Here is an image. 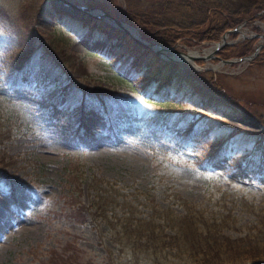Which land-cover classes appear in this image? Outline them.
<instances>
[{
  "label": "rangeland",
  "instance_id": "obj_1",
  "mask_svg": "<svg viewBox=\"0 0 264 264\" xmlns=\"http://www.w3.org/2000/svg\"><path fill=\"white\" fill-rule=\"evenodd\" d=\"M41 1L0 0V168L13 181L0 171V264H154L132 259L121 249L111 238L107 218L128 215L130 206L135 214L147 216L151 210L145 203L153 199L169 206L176 196L215 216L232 206L231 195L264 205V63H255V57L250 62L232 57L229 60L234 62L224 64L229 60L211 52L215 43L191 47L179 40L172 48L183 54L189 51L196 58L170 51L165 54L177 58L174 62L182 72L200 73L196 80L212 97H199L195 107L187 99L157 97L152 101L137 80L121 82L122 74L113 64L94 54L103 43L90 46L84 37H75L61 25L60 18L27 16L30 28L44 44L60 34L68 41V54L86 64L88 75L78 78L79 86L119 91L115 97H104V103L89 96L94 102L85 109L84 119L92 134L84 135L76 131L75 117L62 107L68 95L63 92L57 103L50 101L55 96L52 90L59 85L58 73L49 78L41 69L29 68L19 86H13L7 75L18 55L15 43L11 44V27L28 12L21 11L25 4L34 9ZM47 1L54 4V0ZM70 1L87 7L89 2ZM103 2L113 7L114 17L125 19V0ZM57 6L67 10L62 4ZM145 6L142 0L134 8L139 11ZM260 34H264V21L257 19L228 32L225 42L235 45ZM220 90L232 99L231 106L215 102L224 99ZM77 94L70 103L71 112L85 96ZM180 94L191 92L184 89ZM168 115L173 120L188 116L189 122L212 119L208 141L197 135L186 139L181 126L173 127L163 119ZM157 118L160 123L153 120ZM222 138L227 141L223 154L209 158L215 152L208 144ZM69 192L72 197L66 201ZM99 201L104 207H95ZM79 205L92 211L91 223L75 220L73 207ZM174 205L175 213L183 212ZM236 212L242 227L254 219L248 207L238 206ZM233 229H227L228 233L237 236L241 227ZM184 263L176 259L173 264Z\"/></svg>",
  "mask_w": 264,
  "mask_h": 264
},
{
  "label": "trees",
  "instance_id": "obj_2",
  "mask_svg": "<svg viewBox=\"0 0 264 264\" xmlns=\"http://www.w3.org/2000/svg\"><path fill=\"white\" fill-rule=\"evenodd\" d=\"M125 1L128 6L124 14L126 23L136 26L141 37H144L148 43H158L170 48L175 47L179 40L191 47L207 42L218 43L228 30H234L241 24H248L257 19L264 21V0H145L147 6L139 11L134 7L142 0ZM41 2L34 9L25 4L21 11L28 12L21 19L15 20L14 27H11L10 31L14 35L11 44L15 43L14 50H18V55L13 60L7 75L13 79V86H19L20 77L29 74L30 72H25L32 67L35 71L41 69L49 78L58 73L59 85L52 90L55 96L50 95V101L57 103L63 92L68 95L62 107L67 108L75 117L76 131L84 135L92 134L84 119L85 109L90 102H94L89 96L104 103V97L108 95L115 97L119 91L98 87V85L79 86L78 78L84 73L88 75L85 71L86 64L74 54H68L66 48L68 41L60 34L44 44L30 28L27 16L36 14V17L50 20L55 17L60 18L63 23L61 25L74 33L75 37H84L90 46L103 43L101 48L94 51V54L113 64L111 67L122 74L118 77L121 82L127 80L130 83L137 80L140 89L147 93L148 100L154 101L153 99L157 97L167 101L187 99L193 100L191 104L195 107L199 97L204 100L212 97L210 91L196 80L200 73L195 70L182 72L179 63L159 57L149 47L123 34V31L109 28L102 19L69 14L62 11L59 6L51 5L50 1L42 0ZM87 5L93 8L101 7L109 14L115 13L113 7L105 4L103 0H89ZM30 9L32 14L29 12ZM171 16L176 19L173 18L174 21L170 22L165 19ZM31 21L35 26L36 22ZM255 31L259 34L258 30ZM237 36L238 33L234 34L233 38ZM258 41V37L249 36L239 40L235 45L219 48L217 54L223 60H229L232 57L245 58L255 51ZM259 52L254 61L264 63V46ZM184 89L191 94L181 95ZM218 92L219 95L224 96V99L220 97L218 100L213 97L215 102L219 103L218 106L227 104L231 106L232 99L222 94L221 90ZM76 93L79 95L84 93L85 96L71 112L70 103ZM184 117V119L175 118L176 121H174L168 115L163 119L170 121L173 127L181 126L186 139L191 135H197L200 139L206 140L214 121L200 119L189 122L188 116ZM158 119L153 120L160 123ZM222 139L208 144V147L215 152L208 156L209 158L223 154L227 141ZM0 171L3 177L13 183L7 177V172L3 171V167ZM99 190L102 191L103 188ZM69 196L72 197L71 192L65 198L66 201L70 200ZM229 197L232 206L226 210V213L219 216L205 214L198 206H192L180 196H176L173 203L164 207L158 205L153 199L149 203L144 202L145 206L151 210L147 216L135 214L130 206L128 215L121 218L113 215L107 218L106 222L113 232L111 238L121 249H125L132 259L135 258L138 261L147 259L154 264H173L178 259L180 262H185L184 264H264V205L249 203L243 197H236V199L234 195ZM174 204L182 207L183 212L175 213L171 209L175 206ZM125 206L129 205L126 203ZM238 206L248 207V211L254 214L250 224L243 227L242 224L239 225L236 212ZM95 207L104 206L99 201ZM72 215L75 220L83 221V223L93 221L92 211L82 205L73 207ZM238 227L241 229L237 236L227 231L229 228L238 230Z\"/></svg>",
  "mask_w": 264,
  "mask_h": 264
},
{
  "label": "water",
  "instance_id": "obj_3",
  "mask_svg": "<svg viewBox=\"0 0 264 264\" xmlns=\"http://www.w3.org/2000/svg\"><path fill=\"white\" fill-rule=\"evenodd\" d=\"M57 4H62V7L67 9V10H65L66 13H68V12L77 13L78 12V14L79 13L83 14L85 17L92 16V17L97 18V19H102L104 21L105 25L112 27L116 30L123 31L122 32L123 34H127L130 38L134 39L139 44L148 46L150 49L157 52L164 59H171L172 61L177 60V58L175 59V58H172V57L166 55L165 53L167 51H170V53H174V54L179 53L181 56H185V57L189 56L192 58H196V56L191 55V53H189V51L186 52L185 54H183V53H180L179 51L175 50V48H170L169 46H162V45H159L158 43H155L154 45L149 44L144 37H141V35L139 33V29L136 26L126 23L125 19H121V20L117 19L112 14L110 15L109 13H107L103 8L87 7L86 5H83V4L75 5L70 0H54V5L57 6ZM239 27L240 26H238V28ZM130 28H134L137 32V35L132 34L131 33L132 31L130 30ZM238 28H236L235 30L231 29L228 32H230V31L235 32V31H237ZM228 32L223 38H221V41L216 44V49L214 51H211L212 54L217 52L218 48L227 45V43L225 42V38H227ZM258 37L259 38L264 37V34H260ZM261 46H264V43H260V45L253 52V54H251L249 57H245V58L242 57L238 61L239 62L240 61L250 62V60H252L254 57H257L259 55V50H260ZM222 62L224 64H229V63L234 62V60L222 61Z\"/></svg>",
  "mask_w": 264,
  "mask_h": 264
},
{
  "label": "bare ground",
  "instance_id": "obj_4",
  "mask_svg": "<svg viewBox=\"0 0 264 264\" xmlns=\"http://www.w3.org/2000/svg\"><path fill=\"white\" fill-rule=\"evenodd\" d=\"M130 30L134 33V35H137V32H136V30L134 29V28H130ZM144 46V45H143ZM146 46V45H145ZM214 49V48H213ZM213 49H211V50H213ZM211 50H209V51H211ZM191 55H193V54H191ZM8 206V205H7ZM6 206V207H7ZM3 207V206H2ZM5 207V208H6ZM4 208V209H5ZM6 209H8V208H6ZM3 214H5V212L3 213ZM10 214V213H9ZM8 218V217H7ZM9 218H10V216H9ZM6 221V220H5ZM23 227H24V225H22ZM26 226V225H25ZM21 228V227H20ZM25 228V227H24ZM3 230V229H2ZM30 230V229H29ZM1 231V230H0ZM5 232V231H4ZM9 233H10V231H9ZM7 235V234H6ZM7 237V236H6ZM8 238V237H7Z\"/></svg>",
  "mask_w": 264,
  "mask_h": 264
}]
</instances>
